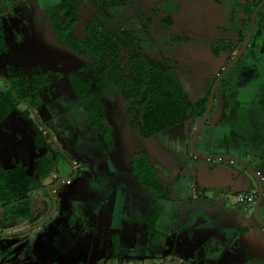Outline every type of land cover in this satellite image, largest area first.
Returning <instances> with one entry per match:
<instances>
[{
  "label": "rangeland",
  "instance_id": "obj_1",
  "mask_svg": "<svg viewBox=\"0 0 264 264\" xmlns=\"http://www.w3.org/2000/svg\"><path fill=\"white\" fill-rule=\"evenodd\" d=\"M13 1L0 0V27L8 46L0 54V71L5 74L7 65L26 74L41 68L59 77L40 92L42 101L34 109L18 104L0 124V164L11 167L20 161L43 185L31 194L28 218L5 223L0 210V264H264L257 256L255 263L247 257L244 243L238 246L244 237L241 227L250 232L252 244L264 246L257 237L264 231V199L258 208L263 221L235 201L234 180L254 190V176L239 163L224 167L223 159L204 161L192 153L210 149L212 155H226L223 136L231 135L220 124L214 129L211 124L223 119L230 96L264 108V64H250L246 53L227 71L216 88L209 119L193 142L197 117L144 137L128 120V101L117 93L103 98L115 146L108 152L66 77L81 61L51 30L47 12L63 0ZM73 1L79 7L73 34L82 38L95 15L92 7L111 0ZM114 1L101 15L107 27L133 35L135 47L129 52L139 51L169 67L193 104L208 99L240 44L233 32L213 26L217 18L209 20L208 6L220 0ZM259 19L253 44L264 40ZM6 89L0 79V95ZM255 114L253 123L247 118L239 129L249 136L247 163L264 176V111ZM36 126L47 136L46 146L39 149L33 143ZM141 155L170 191L169 201L141 186L130 171L129 163ZM220 169L226 178L215 183L226 186L204 189L208 172ZM156 212L159 220L150 228L148 214Z\"/></svg>",
  "mask_w": 264,
  "mask_h": 264
},
{
  "label": "trees",
  "instance_id": "obj_2",
  "mask_svg": "<svg viewBox=\"0 0 264 264\" xmlns=\"http://www.w3.org/2000/svg\"><path fill=\"white\" fill-rule=\"evenodd\" d=\"M114 4L116 2L111 0L92 7L95 15L86 24L82 38L73 34L79 16L75 1L63 0L47 12L55 39L81 61V67L66 77L88 123L102 137L108 152L113 151L115 146L111 129L106 123L102 102L105 97L117 93L129 102L128 120L144 137L194 117L200 119L207 104V98L193 104L169 67L155 64L149 56L139 51L129 52L130 48L135 47L133 35L125 30L107 27L101 15ZM7 51L5 34L0 27V54ZM4 72L6 75L0 71V79H4L7 89L0 95V124L18 104L34 109L42 101L40 92L59 77L57 74L47 75L41 68L26 74L9 65ZM26 113L23 116H27ZM34 131V147L39 149L46 146V134L37 126ZM129 169L137 175L141 186L158 192L161 200L171 199L170 191L163 187L145 156L141 155L130 162ZM41 188L42 183L29 176L20 161H14L11 167L0 164L2 221L7 223L28 218L31 194ZM149 215L152 217L147 225L152 228L159 214Z\"/></svg>",
  "mask_w": 264,
  "mask_h": 264
},
{
  "label": "crops",
  "instance_id": "obj_3",
  "mask_svg": "<svg viewBox=\"0 0 264 264\" xmlns=\"http://www.w3.org/2000/svg\"><path fill=\"white\" fill-rule=\"evenodd\" d=\"M261 106H262L261 104H257V101H256V104H253V102L251 101V103L248 102V103H245L244 105H240V104L235 105L233 103L232 105L224 106L225 107L224 108L225 109V116L223 117V119H220L218 121L216 120L217 124H215V123L211 124L212 125L211 127L213 129L215 127H218V125L220 124L219 126L221 128L226 129V131H228L229 134L231 135L229 138L232 139V141H230L229 138L228 139L226 138V137H228V135L223 136V138L225 139V142H227L225 151H223V152H226L225 153L226 155L234 156V157H236L240 160H243L244 162L247 163L246 160L248 159V157H250L247 154L249 151L247 149V144L249 143V138H248L249 136L246 133H244V131H242L243 129H239V128H243L244 123L247 121L246 120L247 118L250 120V123L251 122L253 123L256 120L255 111H259V110L264 111V108H262ZM237 129H239V130H237ZM230 143H232V144H230ZM242 146H244V147H242ZM214 153H215L214 151L209 149V150H207V152H204L202 154L212 155ZM218 154H222V152H220ZM200 159H202L204 161L210 160V159H204V158H200ZM210 161H212V160H210ZM220 164H221V166H224V167H230L231 162L227 159H223V162H220ZM211 171L212 170H210L208 172L209 175L207 174V178L205 180V183L202 184L203 188L204 189H209V188L213 189L214 188L217 190L224 188L226 185L220 186L218 183H215V182H221L222 180H224L226 178V176H225L226 174L223 172V170L220 169L218 171H213V172H211ZM236 180H234L235 181L234 187L236 188V190L237 189L243 190L241 193H243V192L245 193V191L247 192V191H249V189L253 190V188L250 186V184H247L245 187L242 188L240 186L241 185L240 179H239V181H236ZM211 184H216V185H211ZM231 187H233V186H231ZM255 189H257V188L255 187ZM195 193L198 196V194H199L198 186L195 189ZM236 194H238V193H235V195ZM248 209H252V208H248ZM158 220H159V217L157 218L156 222ZM240 231L244 237H242V239H240V241L236 240L237 238H241L242 235L240 233L235 237V239L233 241L234 242L239 241L238 246L239 245L242 246V243H244L243 244L244 248L242 250H245V253L247 255H249V259H251L253 262L255 261L254 257L257 256L259 258V263H264V246H262V245L255 246L254 244H252L251 239L249 238L250 232L247 231L246 227H241ZM254 232L255 231H253L252 233H254ZM252 236H253V234H252ZM257 237L260 238V240H262V242L264 244V231L263 230L260 231L259 234H257ZM251 247L253 248L252 250L255 249V251L252 253L249 250H247V249L251 250Z\"/></svg>",
  "mask_w": 264,
  "mask_h": 264
},
{
  "label": "flooded vegetation",
  "instance_id": "obj_4",
  "mask_svg": "<svg viewBox=\"0 0 264 264\" xmlns=\"http://www.w3.org/2000/svg\"><path fill=\"white\" fill-rule=\"evenodd\" d=\"M262 1L263 0H220L219 5L210 4V6H208V8H209V10H208L209 20L212 22L213 19L217 18L216 21L213 23V26L216 27L217 29L222 30V31H229L230 30L231 32H233L232 34L236 35V37L240 40V44H239L235 54L233 55V57L230 58L228 63L233 58H235V56L239 52L240 48L242 47L244 40L246 39L248 32L250 30L252 15L256 11L257 7L260 5V3ZM217 16H219V18ZM259 16H260V19H259L260 25L264 27V3L258 9V11L256 13L255 21H254L253 35L251 37V40L249 41L248 46L246 47V49L243 53V55L241 56L239 62L242 61L244 55L247 53V55H248L247 56L248 57L247 62H249L250 64H251V62L254 63L255 61L256 62L261 61L264 64V42H263L264 40H262L260 38V39L256 40L253 44V37L255 34L256 24H257V20H258ZM219 19H220V21H219ZM224 47L222 49H224ZM217 53L218 52H215L214 54L218 55ZM223 69L220 71V73L217 75V77L221 74ZM239 101L240 100H239L238 95L230 96V98L228 99V103L225 104V106L232 105L233 103L235 105L236 104L244 105L245 103H247V102H239ZM247 165L251 166L249 163H247ZM251 168L255 172V174L258 176L259 172H256L252 166H251ZM256 184H257V182H256ZM47 190H49V187ZM259 205H258V208H259ZM254 206H255V204L252 207V211L254 210ZM258 208H257V212H258ZM259 220L263 221L260 218V216H259ZM247 257H249V255H247ZM253 263H255V262H253Z\"/></svg>",
  "mask_w": 264,
  "mask_h": 264
},
{
  "label": "water",
  "instance_id": "obj_5",
  "mask_svg": "<svg viewBox=\"0 0 264 264\" xmlns=\"http://www.w3.org/2000/svg\"><path fill=\"white\" fill-rule=\"evenodd\" d=\"M263 3H264V0L260 3V5L257 7L256 11L252 15L250 30H249L248 35H247L246 39L244 40V43H243L242 47L240 48L239 52L237 53V55L235 56V58H233L226 65V67L223 69V71L221 72V74L214 81V83H213V85H212V87L210 89V92H209V96H208V99H207L206 108L204 110V113H203L202 117L200 118V122L198 124V127H197V129L195 130V132H194V134L192 136V141L191 142H193V140L197 137V135L199 134L200 130L202 129V127L205 125V123L209 119V115H210L211 108H212V104H213L214 94H215V91H216V88H217L218 84L222 80L223 76L227 73V71L230 68H232L237 62H239V60H240L241 56L243 55L246 47L248 46L249 41L251 40V37L253 35L254 21H255L256 13H257L258 9L263 5ZM192 153L196 157L204 158V159H212V158L227 159L230 162L239 163L242 166H244L245 168H247L248 170H250L252 176H254V178H255V180L257 182V189H258V197L256 199V203H255V206H254L253 213L259 219V215H258V212H257V208H258V205L260 204V202L262 200V189H261V184H260L259 178L255 174V172L252 170L251 166L247 165V163H245L244 161H242V160H240V159H238V158H236L234 156H231V155H205V154H200V153L193 152V150H192ZM242 191L243 190H241V189L240 190L237 189L236 190V193H241Z\"/></svg>",
  "mask_w": 264,
  "mask_h": 264
},
{
  "label": "built area",
  "instance_id": "obj_6",
  "mask_svg": "<svg viewBox=\"0 0 264 264\" xmlns=\"http://www.w3.org/2000/svg\"><path fill=\"white\" fill-rule=\"evenodd\" d=\"M258 178L262 189V199H264V176L258 173ZM258 197V189L249 190L246 193H238L235 195V201L238 204L245 205L248 208H252Z\"/></svg>",
  "mask_w": 264,
  "mask_h": 264
}]
</instances>
